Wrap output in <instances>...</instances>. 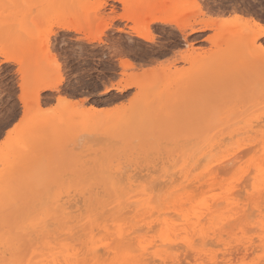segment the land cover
<instances>
[{
    "label": "rangeland",
    "instance_id": "rangeland-1",
    "mask_svg": "<svg viewBox=\"0 0 264 264\" xmlns=\"http://www.w3.org/2000/svg\"><path fill=\"white\" fill-rule=\"evenodd\" d=\"M235 12L245 18L255 19L264 27V0H0V238L16 242L14 248L27 252L23 258L15 260L17 263L14 261L16 264H25L30 259L31 244L37 248L40 245L37 250L39 258L64 251L62 245L52 244L46 248L48 250L41 247L62 236L60 233L64 231L70 238L72 233L81 230L82 240L88 235L83 225L95 227L94 230L98 228L94 232L99 230V233L100 227L104 228L105 219L111 214H101V222L97 220L99 217L93 216V221L89 213L93 211V215L96 207L103 209V206L110 205L108 208H111L112 201L117 205L122 202L121 204L126 205L125 211L129 209L132 214L131 208L139 200L155 199L152 201L153 205L155 202L158 205L161 202L159 200L173 197L170 195L168 199V193L173 189L178 192L184 187L182 184L185 185L188 181L195 183L210 162L216 164L215 161L225 155L231 158L230 154L237 147H241L244 153L249 146L247 139L255 134L236 135L241 132L239 129L248 123L264 125V116L261 115L264 112V99L243 100L264 90V58L253 50L252 39L258 28L245 24L243 20L236 22ZM128 17L138 19L141 31L146 30L148 21L155 17L166 18L169 24L149 25L148 32L152 39L149 42L136 37L135 25ZM215 20L220 22H215V25L205 31L190 33L185 29L183 34L178 30L179 25H186L188 22H193L198 27ZM60 26H70L76 30H62ZM260 41L264 43V37ZM123 60L128 66H122ZM59 78L63 83L57 90L42 92L38 100H35L34 90L37 86ZM133 81H137L139 85L116 90ZM61 97L74 103L64 106L58 101ZM91 106L109 110V113L95 117L89 111ZM224 110L226 113L221 114ZM55 117H61V120L54 124L48 122ZM11 129L13 132L7 136V131ZM256 129L264 132L263 127ZM214 137H218L220 141L224 138V142L220 143L223 147H216V150L213 148L201 163L203 170H195L200 165L199 162L196 166L193 165L194 168L191 166L195 160V142H201L199 145L202 146L216 139ZM227 139L229 140L226 142ZM250 155L243 156L239 162L234 161L237 165L233 162L224 165L226 170L231 167L228 168L230 173L225 171L229 176L218 174V184L206 187L198 196L200 200L197 196L195 199V191L191 193L192 189L186 190L185 195L184 188L182 191L180 189L181 193H176L177 196L174 194L176 191L172 192L176 196L173 200L181 198L176 203L177 207L187 213H200L203 206L215 205V200L223 196L225 190H238V184L244 180L246 182L245 178L248 177L250 181L242 199L237 196L240 192H237L232 204L222 200L226 204L214 207L225 220L215 227L208 226L207 233L214 230L217 232L227 221L242 219L234 215L236 208L250 207L249 210L253 211L251 206L254 189L251 186L253 183L261 184V180L256 183L251 180L253 174H246L250 170L253 173V165L258 162L250 159ZM222 179L227 180L221 182ZM189 182L186 184L187 188L194 184ZM243 185L244 183L240 188ZM196 186L194 184L192 188L197 189ZM164 189H168V193ZM149 190L157 192L152 199V192ZM100 191H103L102 194L107 193L108 197L105 194L106 198L104 195V198H98ZM200 191L199 189L196 193ZM158 192L164 195L161 197ZM124 193L126 197L119 201L118 197ZM137 193L139 194L135 195ZM189 193L193 196L187 195ZM205 195L210 196L204 197ZM80 196H84V199ZM202 196L204 203H213L201 205ZM78 200L80 203H77ZM83 200H88L90 211L87 212L88 207L87 204L86 207L83 205L86 203ZM101 200L104 202L100 203ZM130 201L133 204L129 207ZM90 202L94 203V209L89 205ZM186 202L188 209L181 206ZM248 202L249 205L246 206ZM82 207L85 214L81 211ZM138 209L139 206L134 208L133 213ZM111 210L108 209L109 212ZM67 212L73 214L69 215ZM173 212L168 211L167 216L164 215L161 219L166 216V219L174 223V230L169 232V237L173 235L170 241L177 243L175 238L178 240L179 237L189 236V233L179 232L184 228V222L170 220L179 218L176 214H171L173 217H170ZM80 216L82 220L86 217L84 222ZM253 216L251 218L254 223L264 222V215L260 217L256 212ZM72 219L74 223H69ZM53 220V223L57 222V226L50 225ZM110 222L107 221L106 225L113 226V234L106 229L101 231L110 234L111 239L107 233H100L101 237L99 235L100 238H96L97 242L109 240L106 242L108 244H98L102 254L106 247L114 244L117 232L115 225L121 223L115 221L110 225ZM129 223L131 222L124 226H129ZM76 225L80 227L74 230L73 226ZM50 226H54L53 230L48 229ZM255 226L256 224L253 225ZM55 228L59 232L56 234L60 236H55ZM155 229L138 234L149 245L158 243L151 246V252L160 249L163 238H166L160 232L161 225ZM256 229L259 233L255 229L256 232H250L249 229L250 233L247 234L248 230L240 227L228 229L226 232L231 234L230 238L223 232L225 236L222 239L231 246L235 241H258L260 229L257 226ZM128 230L129 228L126 229L127 233ZM33 234L36 235L35 238L40 234V243L34 244L38 239L32 240ZM49 234L55 238H45L47 235L50 237ZM29 235L33 236L30 238L33 243L29 241ZM77 237L71 239L75 241L79 239ZM87 237L83 241L85 244L80 245L84 248L86 245V248L81 251L74 246H78L79 243H75L77 241L70 239L68 241H72L74 245L66 244L68 241L64 244L67 249H72L71 252H79L81 261L94 264L86 251L92 246L91 243H86ZM181 238L178 240L180 243ZM93 240V246H97L96 240ZM212 244L221 246L207 245L206 254L223 255L216 258L218 264H223V260L228 259L225 253L229 245L224 246L221 242ZM221 247L223 248L219 249ZM15 253L16 250L6 251L9 256H15ZM121 253L117 257L105 255L95 264L140 263V251L136 245L129 253L133 260L125 262L120 257L123 255ZM180 253L181 258H184L185 252L182 250L172 252L171 255L179 256ZM6 254L0 256L3 259L1 264L6 261L13 263V258H8ZM245 260H233V263L264 264V251L257 249ZM151 262L149 264H153ZM159 262L162 261L157 260L158 264ZM190 264H194L193 261Z\"/></svg>",
    "mask_w": 264,
    "mask_h": 264
},
{
    "label": "bare ground",
    "instance_id": "bare-ground-1",
    "mask_svg": "<svg viewBox=\"0 0 264 264\" xmlns=\"http://www.w3.org/2000/svg\"><path fill=\"white\" fill-rule=\"evenodd\" d=\"M120 1H122V0H120ZM106 2V1H105ZM105 4V3H104ZM234 9H236V8H234ZM238 10V9H237ZM241 11V10H240ZM250 15V14H249ZM246 16V15H245ZM248 16V15H247ZM128 20H130V21H132L133 23H134V25H135V35H136V37H138V38H140V39H143V40H145V41H149V42H151L152 41V39H151V37H150V35H149V30H148V27H149V25H151V24H154V23H161V24H169V21H167V19L166 18H157V17H155V18H152V19H150L149 21H148V23H147V25H146V30H143V31H141L139 28H138V25H139V22H138V19H136L135 17H128ZM235 20H237L236 22H238V21H240V20H243L244 22H245V24H247V25H252V26H254V27H256V28H258L257 29V34L254 36V38L252 39V44H253V47H254V52L258 55V56H260V57H262V58H264V43L263 42H261L260 41V38L261 37H264V27L262 28V26L255 20V19H253V18H245L242 14H240V13H238V12H235ZM215 22L216 23H218V22H220V20H215V21H211V22H209V23H203V24H201L200 26H195V24L193 23V22H188V24H186V25H179L178 26V30L181 32V33H183L184 34V31H185V29H188L189 30V32L190 33H196V32H199V31H205V30H207V29H210L213 25H215ZM60 29H62V30H67V31H71V30H76L74 27H70V26H60ZM189 59L191 58V57H188ZM192 60V59H191ZM122 62V66H128V64L127 63H125L124 62V60L123 61H121ZM124 62V63H123ZM132 65V64H131ZM132 66H130V68H131ZM63 83V80L61 79V78H59V79H57V80H54V81H45V83H43V84H40L39 86H37V88L34 90V97H35V100L37 101L38 100V98H39V96H40V93H42V92H45V91H52V90H57L58 89V87L61 85ZM137 85H139L138 84V82L137 81H133V82H129V83H126L124 86H122V89H119V87L118 88H116V90H118V91H121V90H123V89H126V88H129V87H132V86H137ZM254 98L255 99H257V100H259V99H264V90H262L260 93H257V95H255V96H253V97H245V98H243V100H246V99H253L254 100ZM58 101L59 102H61L64 106H70V105H72L73 103L71 102V100H69V99H67V98H59L58 99ZM89 111H90V113H92V115L93 116H95V117H97V116H100V115H105V114H108L109 113V110H106V109H102V108H98V107H94V106H91L90 108H89ZM83 113H85V112H83ZM223 113H226V110H224L221 114H223ZM86 114V113H85ZM204 115L206 116V113H204ZM261 115L262 116H264V112H261ZM208 116H210V114L208 115ZM64 119V118H63ZM62 119V120H63ZM61 120V117H55V118H52V119H50L48 122H50L51 124H54V123H57V121H60ZM257 127H263V129H264V125L263 124H260V123H257V124H251V123H248V124H246L244 127H242V128H240L239 130L241 131L240 133H238V134H236V135H239V134H241V135H243V134H245V135H249V134H255V135H252V138H250V139H247V141L249 142V146H247V149H246V147L245 148H243V149H246L245 151H244V153L242 152V150H241V147H237V149L236 150H234V152H232L230 155H231V158H228V156L227 155H225V156H223L220 160H217V161H215V163L216 164H213L214 162H210L209 164H207V166L205 167V169H204V171L200 174L201 176H199V177H197V175H196V177H197V179H196V182L194 183V182H192V183H194V184H196L197 186L195 187V188H197V189H193L192 187L194 186V184H192L191 183V181L189 182V184H192V185H189V186H191V188H187V185H186V187H185V185L184 184H182V186H184V187H181L180 189H181V191L183 190V188H184V195H185V192H186V190H188V189H192V191L193 192H191V193H194V191H195V194H197V195H195V194H193L194 195V197L195 196H200L199 194H201V192H203V190L207 187V188H211L213 185H217L218 183V180L217 179H219V178H217V175L218 174H220L221 175V173H222V175L223 176H226L225 174H228L227 176H229V173H230V169L228 170V168H231V167H228L227 168V170L224 168V165H226V164H230V163H235L236 165H237V162H234V161H241L242 159H243V156H248L249 154H251L250 155V159H252L253 161H255V162H257V163H255L254 165H253V173H250V171L248 172V173H246L248 176L250 175V174H253V177L251 178V180H253V182H259L260 180H261V184H254V186H253V184H252V186H251V188H252V190L254 189V191H253V199H252V206H251V209L253 210V211H251V210H249V208L248 209H245L246 207H240V208H236V212L234 213V215L235 216H237L238 218L240 217H242V219H240V220H238V221H234V222H230V221H227L226 223H225V226H223L220 230H218L217 232L214 230L212 233L210 232L209 234L207 233V230L209 229V228H211V227H215V226H217L219 223H223V221L225 220V218H224V216L223 215H221V214H219V213H217V211H215V206H220V205H224V204H226L225 202L223 203V202H221L222 200H226V201H228L230 204H232L233 203V201L234 200H236L235 199V194H238L239 192V194L237 195L239 198H241L242 196H243V192H246V187H248V182L250 181V178H249V180H248V177H243L242 179L244 180V178L245 179H247L246 180V182H242V181H239V182H242V183H239L240 185L241 184H243L244 183V185H243V187L242 188H240V185L238 184V186H239V189L238 190H231V189H229V190H225V192L223 193V196H220V197H218V195H217V199L215 200V205H209V206H203V211L202 212H195V211H193L192 213H187V212H185V211H183V209L181 208V207H177V205H176V203L181 199H179L178 197L177 198H175L174 200H173V197L176 195H178L179 193V191H180V189L178 190V192L176 191L177 189H173V191H171V192H169L168 193V189H164V190H166V192L168 193V199H169V197H171L172 195H173V197H171L170 199H171V201H170V199L169 200H167V199H165V200H159L158 198V202H160L158 205L156 204V202L154 203L155 205H153V202L152 201H155V199L153 200L152 199V197H155L154 196V194L155 193H157V192H154L153 193V191L152 190H149V192H152L151 193V196H150V198L152 199V200H150V198H149V200L150 201H147V200H139V201H137V202H135V203H137V204H133L134 202L132 201V199L133 198H135V197H133V198H131V201L133 202H131V204H129V207H130V205L132 206V204H133V206H132V214H131V212L129 213V209L128 210H126L125 211V209H126V205H124V204H121L122 202H120V204H116L117 206H116V208H114L115 206V204L113 203V201H112V204H113V206L111 207V208H108V207H106V206H103L104 208L102 209V205H103V203L101 204V206H98V208L99 207H101V208H99V209H97V207L95 208V206L94 207H92V204H94L93 202L91 203V204H89L91 207H92V209H94L95 208V210H94V212L96 213H94L93 215H92V213H93V211H90L89 210V207H88V200H83V203L84 202H86L85 204H83V205H85V207H86V204H87V207H88V209H86L87 210V212L88 211H90V213H91V215H90V213H89V216L90 217H92L93 218V221L95 220L94 219V217H99L97 220L99 221V222H101L102 221V215L101 214H103V216H105V213L107 214V212L108 213H110L111 215L109 216L110 217V220H108V216H107V219H105V225H103L104 226V228H102V227H100L101 228V230L102 229H106V231L108 232V231H111L110 232V234L112 233L113 234V230H114V228H112L113 226L111 225L112 223L111 222H115V221H120L121 223L120 224H118V225H115L116 226V228H117V232H116V240H115V242H114V244L112 245V246H108V247H106L105 248V250H104V253L102 254V249H100V247H99V245L98 244H100V242H97V239L96 238H100L101 237V234H105L106 235V231H101L100 230V232L98 233V231L99 230H97L96 232L97 233H95L94 231L96 230V229H98V228H96L95 230H94V228L93 227H90V225L89 226H86V225H83V228L84 229H86V230H88V231H86L85 230V232H88V235H89V238L87 239V241H86V243H91L92 244V246L90 247V248H88V250H86V251H88V256L90 257V260H91V262H94V264L95 263H97L99 260H101V258L103 257V256H109V255H113L114 257H117V256H119V254L121 253V254H123V255H121L120 257H123V260L125 261V262H129L130 260H133V257H132V255H129V253H130V251H131V249L133 248V246L134 245H136L137 247H138V250L140 251V255L138 256V258H139V260H140V263L139 264H149L151 261V263H153V264H156L157 263V260H159V261H162V262H170V264H181L182 262V264H184V261H185V264H190L192 261H193V263L194 264H218L217 263V259L216 258H218L217 256H219L220 254L219 253H217L216 254V256H214V255H209V254H206V250H205V248H206V246L207 245H209V244H211V245H209V246H211V247H218V245H213L212 243H214V242H221L224 246H228V247H226V253H225V256H228V259L225 261V260H223V264H232L233 263V260H237V261H240V262H243L247 257H248V255H250V253H254L257 249H258V251L259 250H263L264 251V222H261L260 224H261V226H259L260 224L258 223L257 224V222H253V220H252V218H254V213H256V212H258V215L260 216V217H263V215H264V213H263V210H264V132L261 130V129H256ZM9 131L10 130H8L7 131V136H9L10 134H9ZM13 132V129H11V133ZM259 133V134H258ZM227 136V135H226ZM212 137V136H211ZM218 137H220V136H218ZM218 137H214V138H216V139H213L211 142H209V143H205V145H202V146H200L199 144L201 143V142H198V143H196L195 142V146H196V148L194 147V149H195V151H194V153H195V160H193V162H192V164H191V166L193 167V165H197V164H199V162H200V165H197L196 167L197 168H194L195 170H198L199 168H201L202 166H201V163H203V159L204 158H206L207 159V157H206V155L211 151V150H213V148L215 149L216 147H223L222 145H220V143L221 142H224V138L223 139H221L222 141H220V139L218 138ZM232 137V136H231ZM233 137H234V134H233ZM227 138V137H226ZM217 139H219V140H217ZM230 139H232V138H230ZM229 139H227L226 140V142L228 141ZM244 141H246V140H244ZM189 143V142H188ZM224 145V144H223ZM235 145V144H234ZM199 146V147H198ZM243 146V145H242ZM245 146V145H244ZM192 148H193V146H192ZM216 150V149H215ZM218 151H219V149H218ZM245 156V157H246ZM244 157V158H245ZM200 158L202 159V160H200ZM205 159V160H206ZM234 164V165H235ZM236 165L234 166V167H236ZM199 166V167H198ZM224 168V171H223V168ZM233 167V168H234ZM194 170V171H195ZM203 170V168H201L200 169V171H202ZM231 170H233V169H231ZM223 171V172H222ZM225 171H229V173H226ZM225 172V173H224ZM224 173V174H223ZM245 174V175H246ZM229 178V177H228ZM191 180V179H190ZM193 180V179H192ZM223 180L224 179H222V181L221 182H223ZM225 180H227V179H225ZM224 180V181H225ZM185 182V181H184ZM224 187H226V186H224ZM9 188V187H8ZM186 188V189H185ZM114 189V188H113ZM201 190L200 191V193L198 192V193H196V191H198V190ZM242 189V190H241ZM117 190V189H116ZM119 190V189H118ZM117 190V191H118ZM94 191V190H93ZM125 191V190H124ZM127 191H128V189H127ZM144 191V190H143ZM148 191V190H147ZM160 191V190H159ZM174 191H176L174 194L172 193V192H174ZM181 191H180V193H181ZM98 192V191H97ZM101 192H103V191H100V193ZM115 192V191H114ZM120 193L122 192V191H119ZM130 191H128L127 193H129ZM135 192V191H134ZM137 192H140L139 190L137 191ZM238 192V193H237ZM241 192H242V194H241ZM87 193V192H86ZM118 193V192H117ZM126 193V192H125ZM124 193V195L122 196V194H123V192H122V194H121V196H119L118 197V200L119 201H121V199H124L125 197H126V194ZM146 193V192H145ZM163 193H165L164 191H163ZM176 193H178V194H176ZM191 193H189V194H187V195H189L190 196V194ZM98 194V193H97ZM105 194H107V193H101L100 195H98V196H100V197H98V198H104L103 197V195L105 196V198H106V195ZM131 194H132V190H131ZM139 193H137V194H135V195H138ZM143 194V193H142ZM150 194V193H149ZM158 194H160L161 195V197L164 195V194H161V193H159L158 192ZM82 195H84V193L82 194ZM128 195V194H127ZM130 195V194H129ZM128 195V196H129ZM160 195H157L159 198H160ZM171 195V196H170ZM192 195V194H191ZM192 195V196H193ZM86 196H88V195H86ZM93 196H94V194H93ZM127 196V197H128ZM140 196V195H139ZM139 196H138V198H139ZM175 196V197H176ZM210 195H205L204 197H209ZM212 196V195H211ZM215 196L216 195H214V198H215ZM107 197H108V194H107ZM117 197V196H116ZM122 197V198H121ZM124 197V198H123ZM191 197V196H190ZM197 197H195V199L197 198ZM203 197V196H202ZM204 197H203V200H202V198H201V200L203 201H201L202 202V204L201 205H204V204H212V203H208V202H206V203H204ZM80 198H81V196H80ZM82 198L84 199V196H82ZM81 198V199H82ZM87 198V197H86ZM164 198H166V193H165V197ZM163 198V199H164ZM214 198H211V199H213L214 200ZM109 199V198H108ZM161 199V198H160ZM191 199H193V197L191 198ZM198 199L200 200V198L198 197ZM242 199V198H241ZM243 200H245V199H243ZM80 200H78L77 201V203L79 202ZM82 201V200H81ZM104 201H107V200H105L104 199ZM104 201H100V203L101 202H104ZM108 201H110V199L108 200ZM123 201V200H122ZM128 201H129V199H128ZM147 201V202H146ZM246 201V200H245ZM123 202H125V201H123ZM162 202H164V203H162ZM237 202V201H236ZM80 203V202H79ZM108 203V202H107ZM196 203H200L199 201L197 202L196 201ZM97 204V203H96ZM95 204V205H96ZM111 204V205H112ZM152 204V205H151ZM188 205L187 204V202L186 203H183V204H181V206L182 205H184V206H186V205ZM218 204V205H217ZM240 204V203H239ZM105 205H107V204H105ZM249 205V202L247 203V205L246 206H248ZM82 206V205H81ZM80 206V207H81ZM138 206H139V208L140 209H138L137 211H136V213H133V210H134V208H138ZM84 207V208H85ZM90 207V208H91ZM134 207V208H133ZM106 208V209H105ZM112 209V210H114L113 212H112V210L109 212L108 211V209ZM186 208H187V206H186ZM199 208V207H198ZM201 208H202V206H201ZM220 208V207H219ZM101 209H102V213H101ZM105 209V210H104ZM188 209V208H187ZM96 210H98V211H96ZM171 210H173L174 212L173 213H170V215L172 214V215H174V214H176L175 216H178L179 218H178V220L177 219H175V217L174 218H170V220L172 219L173 221H183L184 222V228L181 230H179V232H183L184 234H188L189 233V236H184V237H179V238H181V243L178 241L179 240V238H178V240H177V238H175L176 239V242L177 243H175V241H170L171 239H173V238H171V237H173V235L171 236L170 235V237H169V232L170 231H173L174 230V223H172V222H170L168 219H166V214L168 213V211H171ZM185 210V209H184ZM234 210V209H233ZM248 210H249V212H250V214H249V212H248ZM78 210H76V212H77ZM81 211H83L84 212V214H85V212L86 211H84V209H83V207H82V210ZM127 211H128V213H129V216L127 217ZM79 212H80V209H79ZM82 212V213H83ZM246 212H248V214H246ZM73 214V212H67V214ZM100 213V214H99ZM69 214V215H70ZM79 214H81V212L79 213ZM98 214V215H97ZM126 214V215H125ZM133 214H135V215H133ZM97 215V216H96ZM109 215V214H108ZM126 216V218H125V216ZM131 215H133V217H131ZM164 215H166L165 216V218H163V219H161V217L162 216H164ZM169 215V214H168ZM170 216V217H173V216ZM77 215H75V217H76ZM84 216H86V215H84ZM94 216V217H93ZM123 216H124V218H123ZM72 217V216H71ZM87 217V216H86ZM85 217V218H86ZM101 217V218H100ZM181 217V218H180ZM252 217V218H251ZM63 218V217H62ZM76 218H78V216L76 217ZM84 218V219H85ZM88 218V217H87ZM169 218V217H168ZM177 218V217H176ZM80 219H81V216H80ZM79 219V220H80ZM84 219L82 220V222H84ZM129 219H131L130 221H129ZM258 219V218H257ZM63 220V219H62ZM73 220V219H72ZM67 221V222H69V223H74V220L73 221ZM87 220V219H86ZM90 220H91V218H89V221H88V223H90ZM55 220H53L52 221V224H50V225H55V226H57V222L56 223H53ZM58 221V220H57ZM104 221V220H103ZM107 221H111L110 222V225L111 226H109L108 224L106 225V222ZM59 222H61V220H59ZM76 222H78V221H76ZM86 222V221H85ZM98 222V223H99ZM128 222H131V223H129V226H127V227H125L124 225L125 224H127ZM66 223V222H65ZM103 223V222H102ZM118 223V222H117ZM116 223V224H117ZM263 223V224H262ZM48 224V223H47ZM46 224V225H47ZM79 224V223H78ZM83 224V223H82ZM86 224V223H85ZM156 224V225H155ZM161 225L162 226V229H160L159 231L160 232H162V234L166 237V238H163L161 235V237L163 238V240H162V245L161 244H159V246L161 245V248L160 249H156L155 251H153V252H151L149 249L151 248V246L152 247H154L153 246V244H154V242H153V244L151 245H149V244H147L146 243V241L145 240H143V237H142V235H138L139 234V232H146V233H149V232H152L153 231V229H155V227H158L159 225ZM254 224H256V226L257 227H259V229H260V234L258 235V241L257 240H248V241H239V242H236L235 241V244L234 245H230V244H225L224 243V241H223V239H222V237L223 236H225V235H228L229 236V238H230V236H231V234L229 233V232H226L228 229L230 230V229H234V228H236V227H240L241 229H246V231H247V234H249L250 232H253L254 231V229L256 230V231H258V233H259V230L258 229H256V226L255 227H253V225ZM41 225V224H40ZM43 225V224H42ZM44 225H45V223H44ZM79 225H81V223L79 224ZM73 226V228H74V230L76 229L77 230V228L78 227H80V226ZM88 225V224H87ZM100 225V224H99ZM99 225L97 226V227H99ZM222 225V224H221ZM220 225V226H221ZM59 227L61 226V225H58ZM87 228H86V227ZM96 226V225H95ZM107 226H109V227H111V228H109V227H107ZM114 226V227H115ZM155 226V227H154ZM208 226H210L209 228H208ZM253 228H252V227ZM20 227H21V225H20ZM23 227H25V226H23ZM52 226H50L48 229H52L53 230V228H54V226H53V228H51ZM59 227H57V229L59 228ZM64 227V226H63ZM127 228H129V233H127L126 232V229ZM138 227V228H137ZM37 228H40L41 229V227H37ZM42 228H45V227H42ZM62 228V227H61ZM65 228V227H64ZM73 228H72V230H73ZM99 228V229H100ZM110 230H109V229ZM47 229V230H48ZM63 229V228H62ZM112 229V230H111ZM251 231H250V230ZM43 230V229H42ZM44 230H46V229H44ZM51 230V231H52ZM156 230V229H155ZM217 230V229H216ZM237 230V229H236ZM55 236L57 235V236H60L59 234H56V233H59V232H57L58 230H56V228H55ZM54 231H52V232H54ZM241 231H243V230H241ZM250 231V232H249ZM256 231H254V232H256ZM20 232H21V230H20ZM35 232H37V231H35ZM70 232V231H69ZM68 232V233H69ZM72 232V231H71ZM74 232V231H73ZM144 232L142 233V234H144ZM159 232V233H160ZM225 233V235H223L224 233ZM1 233V232H0ZM77 233V234H76ZM82 233V231L80 230H78L77 232H75V233H72L71 235H72V237H70L69 238V234H68V236H66L67 235V233H66V235H65V231L63 232V233H60L62 236H60V237H56L55 238V236L53 237V236H51L50 234V237L47 235L45 238H50V239H53V238H55V240H51L50 241V239H49V241L50 242H46L47 240L45 239V242L46 243H44L43 244V246H41L42 247V249H45V250H48V249H46V248H49L52 244H54L55 246L56 245H62V249H64V251H62V252H58L57 254H55V255H49V256H46V257H44V258H39V254L37 253L38 251L37 250H39L40 248V245H39V247L37 248L36 246L35 247H32V244H31V255L32 256H30L28 259H26V260H28V261H26L25 262V264H86L85 262H83V261H81V259H80V253L79 252H75L74 250L71 252V250L72 249H67V246L64 244L65 242H67L68 240H70L71 238H76V236H78L77 238H79L78 240H75V241H77V242H75L74 241V239H71L73 242H75V243H79L78 244V246H77V244H73V242L72 241H68V243H66V244H69V243H71V244H73L75 247H76V249L78 248H80V251L84 248V246L82 247H80V245H84L85 243H83V241H85V238L82 240V239H80L81 237H83V235L81 234ZM95 233V234H94ZM101 233V234H100ZM158 233V234H159ZM4 234V233H3ZM2 234V235H3ZM98 234V235H97ZM108 234V233H107ZM110 234H108L109 235V239H111V237H110ZM137 234V235H136ZM175 234H178V233H175ZM174 234V235H175ZM180 235H181V233H179ZM235 234H237V233H235ZM256 234V233H255ZM5 235V234H4ZM38 235H40V234H38ZM38 235H37V237L35 238V236L36 235H34L33 234V236H34V238H33V236L32 235H29V239L31 238V236H32V240H37L38 239ZM64 235H65V238H64ZM76 235V236H75ZM96 235V237L94 238L93 236H95ZM99 235H100V237H99ZM237 235H239V234H237ZM80 236V237H79ZM113 236V235H112ZM176 236V235H175ZM240 236V235H239ZM51 237H53V238H51ZM68 237V238H67ZM193 237H196L195 239L193 238ZM246 237V236H245ZM255 237V236H254ZM28 238H26V239H28ZM60 238H62V240L60 239ZM114 238V237H113ZM153 238V237H152ZM28 239V240H29ZM57 239H59V240H57ZM94 239V240H93ZM226 239V238H225ZM251 239H253V238H251ZM81 240H82V242H81ZM92 240H93V242L96 240V242H95V245H96V243H97V246L99 247V249H98V247L97 246H93V243H92ZM210 240V241H209ZM30 242H31V239L29 240ZM58 241H59V244H58ZM152 241V240H151ZM156 241V240H155ZM209 241V242H208ZM56 244H55V243ZM106 242H109V240L108 241H102L101 243H104L103 245H105V243ZM157 242V241H156ZM178 242L180 243V246H179V244H178ZM31 243H33V242H31ZM35 243H40V240L38 239L36 242H34V244ZM89 243H88V245H89ZM232 243V242H231ZM233 243H234V241H233ZM106 244H108V243H106ZM36 245V244H35ZM154 245H158V243L157 244H154ZM14 246H16V242L14 243L13 241H11L10 239H3V238H0V256L1 255H3V254H6V251H14V250H16V253H15V256H9V255H7L6 254V256H9L8 258H13V263L11 262V264H16L17 262L15 261V260H20L21 258H23V255H25L27 252H23V250L22 249H17L16 247V249L14 248ZM69 246H71V245H69ZM74 246H72L73 247V249H74ZM101 246V245H100ZM219 246H221V245H219ZM51 248H53V247H51ZM85 248H86V245H85ZM84 248V249H85ZM102 248V247H101ZM223 247H221V248H219V249H222ZM42 249H41V252H42ZM225 249V248H224ZM135 250H137V249H135ZM180 250H182V251H184L185 252V254H184V258H181V253L179 254V256H177V255H174V256H172L171 254H172V252H179ZM100 251H101V253H100ZM41 252H39L40 254H41ZM46 252V251H45ZM51 252V251H50ZM84 252V251H83ZM215 252H217V251H215ZM14 254V253H13ZM84 254V253H83ZM224 254V253H223ZM11 255H12V253H11ZM253 255V254H252ZM4 256V255H3ZM107 256V257H108ZM220 256H222L223 257V255H220ZM224 256V257H225ZM2 257V256H1ZM180 257V258H179ZM10 258V259H11ZM178 258H179V260H180V263H179V260H178ZM220 258V257H219ZM226 258V257H225ZM2 259V258H1ZM1 259H0V264H1ZM181 259H183V260H181ZM3 260V259H2ZM87 260V259H86ZM147 260H151L150 262H147ZM16 263H15V262ZM24 261V260H23ZM22 261V262H23ZM156 261V263H154ZM246 261V260H245ZM248 261H250V260H248ZM261 261H263V260H261ZM162 262H159L160 264L162 263ZM260 262V261H259ZM3 263V262H2ZM4 264H10V261H9V263L6 261V263H4ZM100 264V263H99ZM158 264V263H157ZM221 264V263H220ZM234 264V263H233ZM256 264H258V263H256Z\"/></svg>",
    "mask_w": 264,
    "mask_h": 264
},
{
    "label": "snow or ice",
    "instance_id": "snow-or-ice-1",
    "mask_svg": "<svg viewBox=\"0 0 264 264\" xmlns=\"http://www.w3.org/2000/svg\"><path fill=\"white\" fill-rule=\"evenodd\" d=\"M9 134H11V130L9 131Z\"/></svg>",
    "mask_w": 264,
    "mask_h": 264
}]
</instances>
